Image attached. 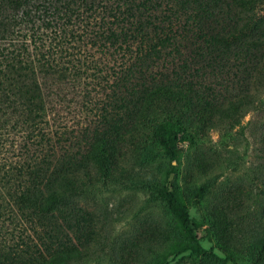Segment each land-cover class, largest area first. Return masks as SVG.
Wrapping results in <instances>:
<instances>
[{
    "label": "trees",
    "instance_id": "obj_1",
    "mask_svg": "<svg viewBox=\"0 0 264 264\" xmlns=\"http://www.w3.org/2000/svg\"><path fill=\"white\" fill-rule=\"evenodd\" d=\"M71 1L0 0V62L21 57L27 50L22 47L21 51L14 41L27 22L29 34L34 35L37 20L51 25V15L61 18ZM116 1L122 6L110 10L120 28L109 26L105 36L120 46L131 36H140L141 50L133 64L120 74L116 71L117 78L109 84L111 90L96 119L78 131H54L53 137L44 127L55 97L65 92L66 83L60 84L67 82L72 69L62 70L67 65L60 64L53 51L38 58L30 56L35 66L24 73L11 75L0 67V171L6 161H13L16 170L13 175L7 169L2 175L0 172V181L4 176L7 188L16 180L14 191L8 188L6 196L12 201L17 194L19 203L31 208L33 215H64L71 233L40 229V243L0 250V264H72L81 260L94 245V230L84 228L79 207L71 200L86 181L110 177L115 171L124 174L126 164L121 160H126L123 157L129 151H140L143 138L150 135L175 157L179 143L191 139L194 122L216 127L229 118L235 120L230 122L234 125L241 104L264 99V0ZM129 16L130 25L125 26ZM27 34L28 30L23 41ZM240 52L248 58L255 52L259 58L254 81L246 70L240 93H233L228 81L209 85L208 74H225L230 57ZM158 62H167L166 69H160ZM30 143L37 146L35 154L30 153L31 145L27 147ZM12 149L21 151L19 159L13 160ZM158 194L192 240L180 245L178 252L190 249L221 260L201 244L190 212L177 194L170 189H159ZM257 247L264 254V238Z\"/></svg>",
    "mask_w": 264,
    "mask_h": 264
},
{
    "label": "rangeland",
    "instance_id": "obj_2",
    "mask_svg": "<svg viewBox=\"0 0 264 264\" xmlns=\"http://www.w3.org/2000/svg\"><path fill=\"white\" fill-rule=\"evenodd\" d=\"M117 6L122 5L116 0L71 1L61 18L51 15L55 23L48 25L37 20L38 32L34 35L29 34L27 22L24 31L14 37L20 50H27L21 57L0 62V67L11 75L14 71L24 73L32 70L34 61L30 56L38 58L53 51L59 63L67 65L62 70L72 68L73 75H79L72 80L70 72L68 84H60L66 83L65 92L55 97L51 114L48 109L49 122L44 123L49 135L54 137L53 132L61 130L78 131L92 123L111 90L109 84L117 78L116 71L120 74L137 58L140 36H131L121 46L105 36L109 26L120 28L110 10ZM129 19L132 17L125 18V26L130 25ZM26 30L27 42L23 41ZM248 56L233 54L225 67L227 74H208L209 85L228 81L233 93L242 92L243 72L249 71L254 81L259 61L255 52ZM158 63L164 70L168 64ZM235 117L238 122L234 125L230 122L235 120L229 118L216 127L194 122L191 139L179 143L175 157L152 135L143 138V148L129 151L123 157L126 160H121L126 164L124 174L115 171L110 177L86 181L71 202L79 207L84 228L94 230V245L86 256L72 264H264V254L257 247L264 238V99L261 103L253 100L241 104ZM29 147L30 153L38 152L34 151L36 145ZM9 154L15 160L21 151L12 149ZM6 163L1 175L5 169L13 175L15 163ZM1 178L5 181L4 176ZM2 181L1 251L40 243V229L69 231L64 215H33L31 208L19 203L17 194L10 201L7 189L13 192L16 180H11L8 188ZM159 189L177 194L190 212L201 244L221 260L190 249L178 252L180 245L192 240L169 203L158 194Z\"/></svg>",
    "mask_w": 264,
    "mask_h": 264
}]
</instances>
